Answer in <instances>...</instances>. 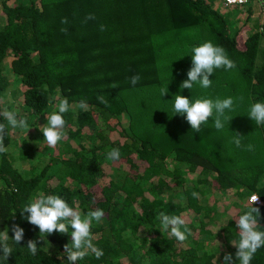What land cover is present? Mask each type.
Wrapping results in <instances>:
<instances>
[{
	"label": "trees",
	"instance_id": "1",
	"mask_svg": "<svg viewBox=\"0 0 264 264\" xmlns=\"http://www.w3.org/2000/svg\"><path fill=\"white\" fill-rule=\"evenodd\" d=\"M89 13L96 19L83 23ZM227 14L211 0H0V112L16 111L30 127L13 129L0 115L7 149L0 153V231L8 227L11 239L13 223L24 230L0 264H69L70 233L42 237L20 212L41 193L60 195L82 215L104 210L91 228L104 255L76 264H223L225 252L235 259V219L253 194L264 230V124L248 117L250 104L264 102V36L245 29L250 11L239 27ZM204 41L222 46L236 67L215 69L207 89H181L190 49ZM177 93L232 97L233 118L222 130L209 118L194 132L173 112ZM61 98L70 105L66 135L52 147L38 125ZM235 134L239 148L230 142ZM249 144L253 151L245 150ZM111 148L119 149V161L107 159ZM160 211L185 219V241L161 229ZM29 239L37 241L35 256L27 252ZM251 264H264V247Z\"/></svg>",
	"mask_w": 264,
	"mask_h": 264
},
{
	"label": "clouds",
	"instance_id": "2",
	"mask_svg": "<svg viewBox=\"0 0 264 264\" xmlns=\"http://www.w3.org/2000/svg\"><path fill=\"white\" fill-rule=\"evenodd\" d=\"M221 1V0H220ZM236 0H228V3H235ZM241 3L244 0H240ZM255 2V3H254ZM261 0H249L244 6H235V10L242 11L243 18L246 17L247 11H250V20L245 21L247 31L257 32L264 36L260 31L261 14L259 12V3ZM222 3V1H221ZM261 3H264L261 2ZM223 4V3H222ZM224 7H226L223 4ZM256 6L258 11L256 10ZM94 14L89 13L83 23L89 20H95ZM252 23V28L250 24ZM61 24H68L67 18L61 19ZM106 30V26L101 24L100 31ZM61 32L66 33L67 28H61ZM191 67L187 71V79L180 84L181 89H192L195 84L201 88L207 89L211 86L212 80L209 77L214 73L215 69L224 68L231 70L236 67L235 61L230 59L222 46L214 45L211 41H204L198 45H193L190 49ZM140 80L138 74L130 77V83L135 86ZM117 87L116 85L112 86ZM167 93V87L160 89L161 96ZM97 99L101 103H107L103 96H98ZM241 101L243 97L239 98ZM174 114H179L184 117L194 132H200L201 125L207 124L209 118L213 120V126L217 130H222L225 123L233 118L227 114L234 110V99L232 97L211 99L206 97H196L189 99L179 93L175 94L171 100ZM79 108L86 107V101L81 99L77 105ZM69 102L67 98H61L57 109L46 116V123L39 128L43 134L44 141L47 145L55 147L66 135L64 132L65 120L63 114L69 111ZM13 129L19 128L29 130V124L24 117H17L16 111L5 109L0 112ZM248 117L255 122L256 125L264 124V102H255L250 104ZM5 125L0 123V153L7 151L4 145ZM241 137L235 134L231 143L236 147H241ZM245 150L253 151L254 146L249 144L245 146ZM121 153L118 148L107 150V159L113 162L119 161ZM16 166V164L14 165ZM194 198H198L197 192L191 194ZM249 206L235 219V226L238 229V239L232 243L235 247V259L233 254L225 252L223 256V264H251L255 253L261 247H264V230L259 223L260 211L254 205L261 204L258 195L249 197ZM22 217L28 223L38 227L42 237L48 234L57 232L60 234L70 233V243L64 245V254H66L69 264H76L77 261L83 260L89 254L96 259H100L104 252L92 242L91 228L93 221L99 223L105 216L104 210L97 208L89 210L86 214H81L79 211L70 207L68 202L57 194L45 195L41 193L37 198L25 203L20 211ZM27 213V216H23ZM158 220L162 230L170 232L177 241L183 242L191 234V230L186 226V221L182 216L169 214L165 211L158 213ZM71 229V231H70ZM12 237L9 238V228L5 227L0 231V258L4 261L13 253V248L10 246L11 240L16 245L19 244L24 237V230L18 224L11 225ZM218 243V242H217ZM25 249V248H24ZM26 249L29 255L35 256L38 251L37 241L29 239L26 242Z\"/></svg>",
	"mask_w": 264,
	"mask_h": 264
},
{
	"label": "rangeland",
	"instance_id": "3",
	"mask_svg": "<svg viewBox=\"0 0 264 264\" xmlns=\"http://www.w3.org/2000/svg\"><path fill=\"white\" fill-rule=\"evenodd\" d=\"M211 2H213V5L214 6H217V8H219L221 11H222V13H226V11L227 12H229L230 14H227L229 17H230V23H234V26L235 27H239L240 26V24L241 23H243V21L241 20V19H243V17L241 16V15H245V14H242V11H239V10H235V8L234 7H231V9H228V8H226V7H224L223 6V4L221 3V1L220 0H211ZM227 17V16H226ZM250 27L252 28V23L250 24ZM11 80V79H10ZM9 90H8V95L5 97L4 96V98H3V102L7 105V103H9V100H11V97L9 96L10 94H11V92H12V87L10 86L9 88H8ZM14 107L15 108H17V106L16 105H14ZM43 124H45V123H43ZM38 126H42L41 125V122L39 123V125ZM117 130H118V128H117ZM31 132H34V129L33 130H31ZM41 145H44V142L43 143H41ZM43 150H44V148L42 147L41 149H40V151H35L36 152V154H40V153H42L43 152ZM53 156H55V157H53ZM53 156H51L50 158H56V153H53ZM54 161V160H53Z\"/></svg>",
	"mask_w": 264,
	"mask_h": 264
},
{
	"label": "built area",
	"instance_id": "4",
	"mask_svg": "<svg viewBox=\"0 0 264 264\" xmlns=\"http://www.w3.org/2000/svg\"><path fill=\"white\" fill-rule=\"evenodd\" d=\"M222 3L225 6H244L249 0H244L243 3L240 2V0H236L235 3H228V0H221ZM260 9L259 12L261 14V25H260V31L264 33V3H259Z\"/></svg>",
	"mask_w": 264,
	"mask_h": 264
},
{
	"label": "crops",
	"instance_id": "5",
	"mask_svg": "<svg viewBox=\"0 0 264 264\" xmlns=\"http://www.w3.org/2000/svg\"><path fill=\"white\" fill-rule=\"evenodd\" d=\"M255 3V2H254ZM256 10L258 11V8H257V6H256Z\"/></svg>",
	"mask_w": 264,
	"mask_h": 264
}]
</instances>
